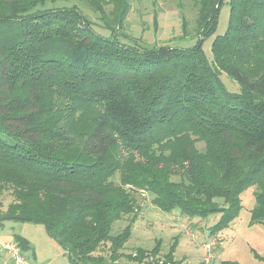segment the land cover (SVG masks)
Segmentation results:
<instances>
[{"label":"trees","instance_id":"trees-1","mask_svg":"<svg viewBox=\"0 0 264 264\" xmlns=\"http://www.w3.org/2000/svg\"><path fill=\"white\" fill-rule=\"evenodd\" d=\"M55 1L0 0V194L13 199L0 225H42L71 264L101 263L93 253L103 243L114 264L138 191L166 213L218 214L214 232L253 188L250 222L264 225V0H227L211 61L201 45L225 0H191L197 43L186 49L119 42L130 0H77L97 23L75 5L44 8ZM179 16L185 38L189 24ZM14 243L30 249L22 237ZM171 252L161 264H177Z\"/></svg>","mask_w":264,"mask_h":264},{"label":"rangeland","instance_id":"rangeland-1","mask_svg":"<svg viewBox=\"0 0 264 264\" xmlns=\"http://www.w3.org/2000/svg\"><path fill=\"white\" fill-rule=\"evenodd\" d=\"M130 12L126 18L125 34L117 36V40L126 44H142L147 46L167 45L172 48H191L197 43V37L191 33L194 28L196 10L191 0H130ZM227 0L222 4L215 32L206 38L201 45L202 52L208 61L212 60L211 43L217 36L224 34L228 24L229 6ZM75 5L81 14L97 23V15L90 7L77 0H57L47 2L44 8H63ZM181 8V10H179ZM184 16L191 34L181 37V19ZM95 31L103 36L108 33L94 25ZM225 88L230 93H238L239 85L225 73L220 75ZM202 152L203 145L197 144ZM253 188L241 195L242 209L238 216L227 227L212 231L220 216L209 215L206 218L182 215L178 209L170 213L156 208L151 200L153 195L138 191L134 194L136 211L135 221L131 225L130 236L115 256L114 264H135L132 257L138 252L146 254L139 264L168 262L166 255L171 252L177 264H263L256 254L264 258V225L251 224L250 211L255 205ZM13 201L9 192L0 194V214L6 211ZM125 217L113 223L110 235L120 233L133 216ZM28 241L30 249L22 250L27 264H71L65 251L51 238L40 224L5 222L0 225V264H13L10 256L1 248L5 243H14L15 237ZM212 245L209 253L205 246ZM148 254V255H147ZM110 243H103L93 257L101 263L112 264ZM208 260L206 262L205 260Z\"/></svg>","mask_w":264,"mask_h":264},{"label":"built area","instance_id":"built-area-1","mask_svg":"<svg viewBox=\"0 0 264 264\" xmlns=\"http://www.w3.org/2000/svg\"><path fill=\"white\" fill-rule=\"evenodd\" d=\"M11 258L13 264H27L24 257L22 256L20 248L15 243H5L1 247ZM212 249V245L205 246L207 253ZM208 262V260H205Z\"/></svg>","mask_w":264,"mask_h":264}]
</instances>
